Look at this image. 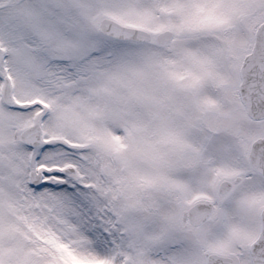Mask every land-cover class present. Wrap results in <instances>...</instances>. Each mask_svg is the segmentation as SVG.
Returning a JSON list of instances; mask_svg holds the SVG:
<instances>
[{
  "label": "snow or ice",
  "instance_id": "obj_1",
  "mask_svg": "<svg viewBox=\"0 0 264 264\" xmlns=\"http://www.w3.org/2000/svg\"><path fill=\"white\" fill-rule=\"evenodd\" d=\"M0 264H264V0H0Z\"/></svg>",
  "mask_w": 264,
  "mask_h": 264
}]
</instances>
